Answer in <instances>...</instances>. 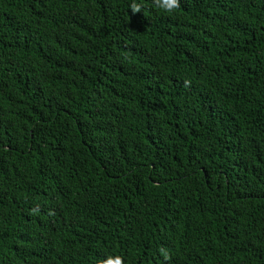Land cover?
<instances>
[{"label":"trees","instance_id":"16d2710c","mask_svg":"<svg viewBox=\"0 0 264 264\" xmlns=\"http://www.w3.org/2000/svg\"><path fill=\"white\" fill-rule=\"evenodd\" d=\"M110 256L264 264V0H0V264Z\"/></svg>","mask_w":264,"mask_h":264},{"label":"clouds","instance_id":"9594fccd","mask_svg":"<svg viewBox=\"0 0 264 264\" xmlns=\"http://www.w3.org/2000/svg\"><path fill=\"white\" fill-rule=\"evenodd\" d=\"M180 5V0H155V6L163 11L171 12L178 9ZM141 6L137 3L131 5V11L133 13L139 12ZM166 255V254H165ZM98 264H121V259L119 257H108L106 260L99 261Z\"/></svg>","mask_w":264,"mask_h":264}]
</instances>
